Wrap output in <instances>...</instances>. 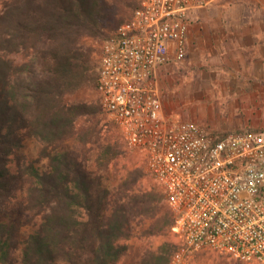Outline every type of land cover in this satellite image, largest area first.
Wrapping results in <instances>:
<instances>
[{
    "label": "trees",
    "instance_id": "16d2710c",
    "mask_svg": "<svg viewBox=\"0 0 264 264\" xmlns=\"http://www.w3.org/2000/svg\"><path fill=\"white\" fill-rule=\"evenodd\" d=\"M114 11L106 0H0V264H116L135 237L163 239L138 264H169L176 250L161 189L139 183L141 167L112 176L119 136L69 99L97 92L84 41L105 37Z\"/></svg>",
    "mask_w": 264,
    "mask_h": 264
},
{
    "label": "built area",
    "instance_id": "2783aa9c",
    "mask_svg": "<svg viewBox=\"0 0 264 264\" xmlns=\"http://www.w3.org/2000/svg\"><path fill=\"white\" fill-rule=\"evenodd\" d=\"M215 0H138L102 44L100 106L127 148L144 158L171 213L169 264L210 250L264 264V133L219 135L166 115L159 75L185 56L192 12Z\"/></svg>",
    "mask_w": 264,
    "mask_h": 264
},
{
    "label": "rangeland",
    "instance_id": "374dc122",
    "mask_svg": "<svg viewBox=\"0 0 264 264\" xmlns=\"http://www.w3.org/2000/svg\"><path fill=\"white\" fill-rule=\"evenodd\" d=\"M137 1L106 0L107 5L115 11L114 15L109 16L105 20L106 27L102 30L105 37H108L120 24V21L130 16L132 8H134ZM196 15L198 18L193 22L194 33H232L233 27L238 26L241 32H245L247 29L244 25L245 23L254 21L256 18H261L264 15V0H219L217 5H211L206 10L204 8L193 11L191 17L194 18ZM105 37L102 39L87 38L84 41L86 47L91 51V65L95 69ZM208 54L209 51L207 49L201 51L199 48H194L191 53L188 52L186 54V57L180 63L172 64V66H169V68L161 73L163 108L166 115L172 116L173 119L193 121L207 131L212 133L217 131L219 133V130H216V128H219V77L216 76L215 71L207 77V74L203 71L209 66L206 62ZM211 67L215 69L216 64ZM211 92H213L216 98H209ZM69 99L73 102L91 105L97 110V119H100L102 124L105 123L109 130L111 129L113 140L116 136H119L118 139L121 140L120 147L125 152V155L111 164L110 174L112 176L117 177L119 173L123 174L126 168L136 166L141 167L146 174L145 178L140 180L139 183L144 187L157 185L146 173L142 155L127 148L117 127L102 110L100 100L98 102V93L94 88L82 89ZM109 137L112 136L109 135ZM35 149L36 143L32 142L27 145L25 151L30 155H34ZM164 205L167 206L165 201ZM172 237L169 231L167 238L174 240ZM162 240V238H156L147 241L146 239L135 237L125 241L124 244L127 245V251L116 264H138L148 246L156 247ZM186 264L241 263L228 259L224 255L214 251L201 250L195 253Z\"/></svg>",
    "mask_w": 264,
    "mask_h": 264
},
{
    "label": "crops",
    "instance_id": "0c3cea01",
    "mask_svg": "<svg viewBox=\"0 0 264 264\" xmlns=\"http://www.w3.org/2000/svg\"><path fill=\"white\" fill-rule=\"evenodd\" d=\"M218 3L216 0L205 10ZM197 18L196 15L189 25L184 58L194 48L209 51L206 59L209 66L203 71L207 77L215 71L219 77V128H216L219 133H214L244 130L264 133V15L245 23V32L238 26L233 27L232 33H194L193 22ZM214 64L215 69L211 67ZM161 73L158 79L163 96ZM209 98H216L213 92Z\"/></svg>",
    "mask_w": 264,
    "mask_h": 264
}]
</instances>
